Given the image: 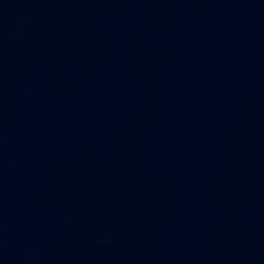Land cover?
<instances>
[{"label":"water","instance_id":"obj_1","mask_svg":"<svg viewBox=\"0 0 264 264\" xmlns=\"http://www.w3.org/2000/svg\"><path fill=\"white\" fill-rule=\"evenodd\" d=\"M0 264H264V0H0Z\"/></svg>","mask_w":264,"mask_h":264}]
</instances>
